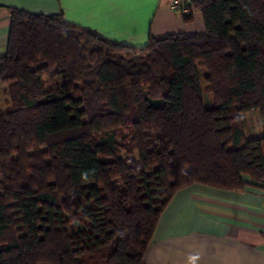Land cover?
Listing matches in <instances>:
<instances>
[{"label": "trees", "instance_id": "16d2710c", "mask_svg": "<svg viewBox=\"0 0 264 264\" xmlns=\"http://www.w3.org/2000/svg\"><path fill=\"white\" fill-rule=\"evenodd\" d=\"M189 6L142 46L7 7L0 264H141L177 189L264 183V0Z\"/></svg>", "mask_w": 264, "mask_h": 264}, {"label": "crops", "instance_id": "0c3cea01", "mask_svg": "<svg viewBox=\"0 0 264 264\" xmlns=\"http://www.w3.org/2000/svg\"><path fill=\"white\" fill-rule=\"evenodd\" d=\"M169 0H0V55L8 6L61 11L66 21L133 46L149 33L201 32L198 10L184 21ZM141 264H264V183L223 189L192 183L177 189L160 211Z\"/></svg>", "mask_w": 264, "mask_h": 264}, {"label": "rangeland", "instance_id": "374dc122", "mask_svg": "<svg viewBox=\"0 0 264 264\" xmlns=\"http://www.w3.org/2000/svg\"><path fill=\"white\" fill-rule=\"evenodd\" d=\"M245 121V130L248 135H258L262 132L259 112L256 109H251L245 114ZM253 131H256V133H253Z\"/></svg>", "mask_w": 264, "mask_h": 264}, {"label": "built area", "instance_id": "2783aa9c", "mask_svg": "<svg viewBox=\"0 0 264 264\" xmlns=\"http://www.w3.org/2000/svg\"><path fill=\"white\" fill-rule=\"evenodd\" d=\"M168 5L174 9L180 10L181 14L187 11L189 8V0H169Z\"/></svg>", "mask_w": 264, "mask_h": 264}]
</instances>
